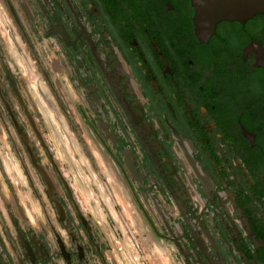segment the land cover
Segmentation results:
<instances>
[{
    "label": "flooded vegetation",
    "instance_id": "1",
    "mask_svg": "<svg viewBox=\"0 0 264 264\" xmlns=\"http://www.w3.org/2000/svg\"><path fill=\"white\" fill-rule=\"evenodd\" d=\"M193 16L0 0V264H264V15Z\"/></svg>",
    "mask_w": 264,
    "mask_h": 264
},
{
    "label": "water",
    "instance_id": "2",
    "mask_svg": "<svg viewBox=\"0 0 264 264\" xmlns=\"http://www.w3.org/2000/svg\"><path fill=\"white\" fill-rule=\"evenodd\" d=\"M194 9L195 34L207 42L223 21L245 22L256 15H264V0H190Z\"/></svg>",
    "mask_w": 264,
    "mask_h": 264
},
{
    "label": "rangeland",
    "instance_id": "3",
    "mask_svg": "<svg viewBox=\"0 0 264 264\" xmlns=\"http://www.w3.org/2000/svg\"><path fill=\"white\" fill-rule=\"evenodd\" d=\"M77 158H78V156H77ZM79 160H80V158H79ZM81 185H82V187L87 188L89 191H92V192L93 191L94 192L100 191L104 195L105 186L103 183H100V185L96 186V185L92 184L91 182H89V180L87 178H85V179L81 180ZM97 211H98V214H103L105 216V217H100V218L103 221H107V223L110 226H112V223H114V225H118V227H121V224L119 222V221H121V217H106L112 213L113 214L114 213L115 214L122 213L121 208L119 206H116L114 204V201L109 199V197H108V199L106 198V200H104V202L102 200H100V204L97 207ZM146 252H147V256H148L149 260H145L144 263L149 262L152 264H165V259H163V258H166V255H165V252L162 251V249L154 247L151 250L146 249ZM135 256H137V258L140 260H144L143 258L141 259L137 253H135ZM141 256H142V254H141ZM123 257H124V259H126L125 255H123Z\"/></svg>",
    "mask_w": 264,
    "mask_h": 264
}]
</instances>
